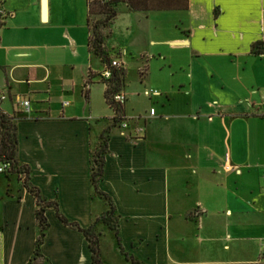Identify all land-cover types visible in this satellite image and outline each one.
Listing matches in <instances>:
<instances>
[{"label": "crops", "instance_id": "1", "mask_svg": "<svg viewBox=\"0 0 264 264\" xmlns=\"http://www.w3.org/2000/svg\"><path fill=\"white\" fill-rule=\"evenodd\" d=\"M87 3L3 1L0 110L17 119L29 185L89 228L109 209L91 183L103 137L96 187L118 239L95 226L103 264H264V0L118 4L101 33L123 66L125 130L112 126L96 77L104 66L88 50ZM131 63L142 72L134 86ZM38 211L22 180L0 174V264L32 263ZM42 217L33 264H91L79 231L52 208Z\"/></svg>", "mask_w": 264, "mask_h": 264}, {"label": "trees", "instance_id": "2", "mask_svg": "<svg viewBox=\"0 0 264 264\" xmlns=\"http://www.w3.org/2000/svg\"><path fill=\"white\" fill-rule=\"evenodd\" d=\"M125 0H88V50L97 57L103 64L104 68L107 67L110 61L117 59L110 58L109 54L105 52L103 48V35L101 30L107 27L111 20L116 16V7L118 4ZM96 77L99 79V83L104 87V100L106 105L113 113L112 126L118 125L124 117L123 105H119L113 102L112 97L118 92H122L124 87V74L123 70H111V76L107 80L101 79V75ZM16 122L15 116H8L0 110V166L4 167V171L0 174L9 176L15 175L22 180L23 186L34 197L38 211V223L40 228V235L36 241V249L34 251L33 261L40 258L39 246L42 242L43 232L46 229V221L42 217V212L45 208H52L55 212L57 219L65 226L70 227L76 231H79L88 243V249L91 254V264H103L100 254L99 242L100 234L96 233L95 226L101 222L108 227L113 235L117 239V229L114 216V208L110 202V199L100 194L97 191V183L102 177L103 172V155L106 152V139L101 138V143L96 152L92 155L91 166V183L96 193L102 197L108 204V211L87 229H81L77 224L68 221L58 211L57 204L54 202L45 201L39 194L38 190L28 183L29 169L26 166H22L16 159L17 154V137H16Z\"/></svg>", "mask_w": 264, "mask_h": 264}, {"label": "built area", "instance_id": "3", "mask_svg": "<svg viewBox=\"0 0 264 264\" xmlns=\"http://www.w3.org/2000/svg\"><path fill=\"white\" fill-rule=\"evenodd\" d=\"M3 1L4 0H0V28L2 27V25L4 24V21L7 18V13L5 12L4 7H3ZM104 1H107V0H104ZM262 53H264V52H261L259 54H262ZM122 67L123 66H122L120 60L114 59V60L110 61L109 65L107 67H105L103 69V71L100 73L101 79H103V80L109 79L111 76V70H118V69H121ZM143 95L147 98H150L152 96H157L158 92L156 90L146 89L143 92ZM4 100H5V96L0 95V105ZM112 100L114 103L122 106L125 103V96H124L123 92H118V93L113 95ZM21 107L25 110L26 113L29 112V103L28 102H22ZM128 126H129V122L126 118L118 123V127L121 128L122 130L127 129ZM139 132H141V130ZM3 171H4V167L0 166V173H2ZM263 176H264V167H263ZM262 256L264 259V253Z\"/></svg>", "mask_w": 264, "mask_h": 264}, {"label": "rangeland", "instance_id": "4", "mask_svg": "<svg viewBox=\"0 0 264 264\" xmlns=\"http://www.w3.org/2000/svg\"><path fill=\"white\" fill-rule=\"evenodd\" d=\"M92 62L94 66L98 64L95 59H93ZM133 64L135 63H131V66L129 67L128 76H127L128 82L130 83L131 86H134L136 84L139 74L142 73V72H138L137 69L135 68V65ZM102 242H103V246L105 247L110 246L111 237L106 235L105 238L102 239Z\"/></svg>", "mask_w": 264, "mask_h": 264}]
</instances>
